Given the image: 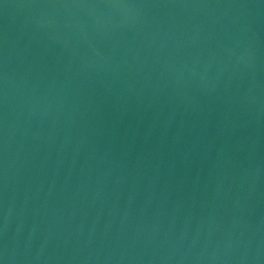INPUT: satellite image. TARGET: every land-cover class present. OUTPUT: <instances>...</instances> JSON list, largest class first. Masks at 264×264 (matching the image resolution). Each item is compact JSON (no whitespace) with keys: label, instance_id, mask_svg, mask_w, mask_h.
I'll return each mask as SVG.
<instances>
[{"label":"water","instance_id":"95a60500","mask_svg":"<svg viewBox=\"0 0 264 264\" xmlns=\"http://www.w3.org/2000/svg\"><path fill=\"white\" fill-rule=\"evenodd\" d=\"M0 264H264V0H0Z\"/></svg>","mask_w":264,"mask_h":264}]
</instances>
